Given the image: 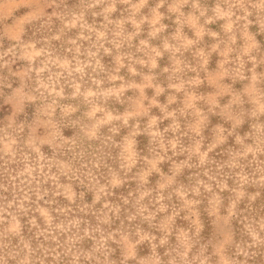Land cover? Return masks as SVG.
Masks as SVG:
<instances>
[{"label": "rangeland", "instance_id": "1", "mask_svg": "<svg viewBox=\"0 0 264 264\" xmlns=\"http://www.w3.org/2000/svg\"><path fill=\"white\" fill-rule=\"evenodd\" d=\"M0 264H264V0H0Z\"/></svg>", "mask_w": 264, "mask_h": 264}, {"label": "trees", "instance_id": "2", "mask_svg": "<svg viewBox=\"0 0 264 264\" xmlns=\"http://www.w3.org/2000/svg\"><path fill=\"white\" fill-rule=\"evenodd\" d=\"M32 27H33V26H30V27L28 28V31H29V32H30V31L32 32V30H33Z\"/></svg>", "mask_w": 264, "mask_h": 264}]
</instances>
